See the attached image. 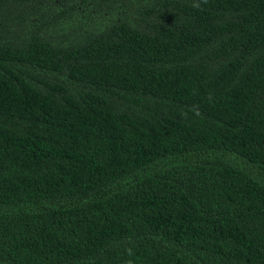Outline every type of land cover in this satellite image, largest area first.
<instances>
[{
  "label": "trees",
  "instance_id": "16d2710c",
  "mask_svg": "<svg viewBox=\"0 0 264 264\" xmlns=\"http://www.w3.org/2000/svg\"><path fill=\"white\" fill-rule=\"evenodd\" d=\"M0 264H264V0H0Z\"/></svg>",
  "mask_w": 264,
  "mask_h": 264
}]
</instances>
